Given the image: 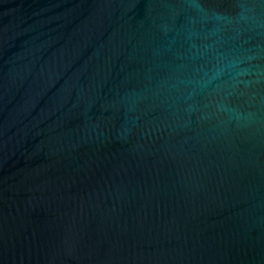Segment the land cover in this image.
Instances as JSON below:
<instances>
[{
	"label": "water",
	"instance_id": "1",
	"mask_svg": "<svg viewBox=\"0 0 264 264\" xmlns=\"http://www.w3.org/2000/svg\"><path fill=\"white\" fill-rule=\"evenodd\" d=\"M0 264H264V0H0Z\"/></svg>",
	"mask_w": 264,
	"mask_h": 264
}]
</instances>
